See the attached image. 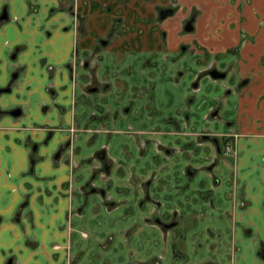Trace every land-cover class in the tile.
<instances>
[{
  "label": "crops",
  "instance_id": "0c3cea01",
  "mask_svg": "<svg viewBox=\"0 0 264 264\" xmlns=\"http://www.w3.org/2000/svg\"><path fill=\"white\" fill-rule=\"evenodd\" d=\"M171 1L77 0L76 37L63 0H0V87L15 46L22 66L0 90V264H232L264 228V0H178L159 17ZM242 27L239 56L219 54ZM74 48L97 89L67 68ZM211 61L226 77L192 94Z\"/></svg>",
  "mask_w": 264,
  "mask_h": 264
},
{
  "label": "flooded vegetation",
  "instance_id": "af4514ba",
  "mask_svg": "<svg viewBox=\"0 0 264 264\" xmlns=\"http://www.w3.org/2000/svg\"><path fill=\"white\" fill-rule=\"evenodd\" d=\"M76 2L77 0H63V6L61 9L64 10V12L71 16V23L70 25H72V29L74 30V34L79 35L80 30L82 28V24L80 23V14L76 8ZM180 7V3L178 0H173L171 1L168 5H166L165 7H161L159 10V17H163L166 16L168 14H172L173 11L175 9H178ZM238 8H241V5H238ZM5 9L6 12V17L5 18H0V20H4V19H8L9 14H8V8L7 5H2V7L0 8V14L3 12V10ZM195 13L192 12V14L190 15V17L186 20L185 24H184V32H191V30L193 29V18H194ZM66 27V26H64ZM251 41V38L249 36H247V32L245 30V28H241L240 29V36L238 41L236 42V44L230 46L229 48H227L226 50H224L223 52H220L219 54H223L225 52L228 53H232L235 54L237 56H239L240 51L242 50L245 41ZM20 46H15L13 50H11L10 54H9V58L11 59L10 61V70L8 71L7 74V80L5 82V84L0 87V90L3 91H10L12 84L14 83L15 80L18 79L20 73L22 72V66L19 64V62H17L15 60L16 54L18 52ZM185 47V46H184ZM83 53V52H81ZM78 54V50L77 49H73V53H72V58L70 60V62L67 63V68L71 71H73V69H75L76 66H78V64H80V66L85 69V73L82 75L84 78L88 79L89 82V90H95L99 87L98 84L93 83L92 81V71L90 69L91 64L89 62V60L87 58H84L82 60H80L79 62L76 59V56ZM216 72H220L222 74L220 75H214L213 73ZM226 70L220 69L215 61H211L210 63L207 64V66L205 68H203L202 70H200L199 73L196 74V76L193 78L192 84H191V93L192 94H196L195 91L200 89V77H202L203 75H207L209 78L212 79H216V78H220L223 79L224 77H226ZM250 81V77L243 75L240 76L239 81L237 82V85H244L247 82ZM53 93H54V89ZM21 112V108L19 106H15L14 108L10 109V113L12 114H18ZM70 130H74L75 128L70 126L69 127ZM46 140V139H45ZM44 140V141H45ZM217 140V139H216ZM67 142H63L61 143L55 150L54 152V157L56 156H60L62 155L63 151L65 150V147H67ZM219 144V143H218ZM32 148H36L38 147V142L35 141L32 145ZM220 150L223 152H228L231 153L230 155H235L236 154V149L233 148L232 146V142L231 139L228 137H226L225 140L222 141V143L220 144ZM102 152V156L100 155V153ZM233 153V154H232ZM97 156H100V158H103L104 156V151L100 150L96 153ZM33 160V158H32ZM163 225L164 223H168V222H162ZM259 247L257 248V253L260 256H263L264 258V241H259Z\"/></svg>",
  "mask_w": 264,
  "mask_h": 264
},
{
  "label": "rangeland",
  "instance_id": "374dc122",
  "mask_svg": "<svg viewBox=\"0 0 264 264\" xmlns=\"http://www.w3.org/2000/svg\"><path fill=\"white\" fill-rule=\"evenodd\" d=\"M251 88L250 86L249 87H247V89H244V90H249V89ZM199 92V90H196L195 91V93L197 94ZM221 154L223 155V156H228V157H233L234 156V154L233 155H230L231 153H228V152H223V151H221ZM186 228L184 227V226H182V227H179V228H175V232H174V234H175V236L176 237H178L179 235H182L181 233L183 232V230H185ZM250 229V233H249V235L248 236H246V238L244 239V241L242 242L243 244V248H242V246H240V245H238L237 244V246H240L241 247V253H242V255L240 254L239 255V253L237 252V253H235L234 252V250H233V247H232V252L233 253H230V262L232 263V264H235L236 263V260L238 261H241V262H245V264H250V261L247 259V258H244L243 256H244V254H245V250L248 252L249 251V246H255L256 245V249H255V251H257V248L259 247V241L261 240V241H264L263 239H264V228H249ZM83 233H85V232H83ZM82 233V234H83ZM262 237V238H261ZM234 246V245H233ZM236 246V247H237ZM235 247V246H234ZM177 248H179L178 249V251H181L182 250V246H181V244L179 245V244H177ZM249 253V252H248ZM161 257L162 256H159V258H157V260H156V263H158L159 262V260H161ZM238 257H241V258H239L238 259ZM255 259H257L258 260V258H255ZM249 261V262H248ZM263 262H264V260H262Z\"/></svg>",
  "mask_w": 264,
  "mask_h": 264
},
{
  "label": "water",
  "instance_id": "95a60500",
  "mask_svg": "<svg viewBox=\"0 0 264 264\" xmlns=\"http://www.w3.org/2000/svg\"><path fill=\"white\" fill-rule=\"evenodd\" d=\"M6 17V12H5V9L3 10V12L0 14V18H5ZM214 75H220V74H222V73H220V72H216L215 71V73H213ZM100 155L102 156V152L100 153ZM157 220L158 221H160L158 218H157ZM174 222H169V223H164V225L166 226V227H168V226H170V225H172ZM8 263H10V260H8Z\"/></svg>",
  "mask_w": 264,
  "mask_h": 264
},
{
  "label": "trees",
  "instance_id": "16d2710c",
  "mask_svg": "<svg viewBox=\"0 0 264 264\" xmlns=\"http://www.w3.org/2000/svg\"><path fill=\"white\" fill-rule=\"evenodd\" d=\"M179 248H177V243H173V253L175 256H181L182 255V252L181 251H178Z\"/></svg>",
  "mask_w": 264,
  "mask_h": 264
}]
</instances>
